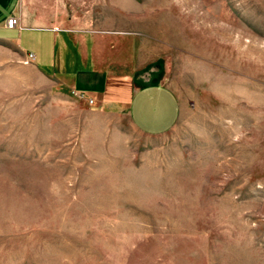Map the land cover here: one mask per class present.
Returning <instances> with one entry per match:
<instances>
[{
  "label": "rangeland",
  "instance_id": "rangeland-1",
  "mask_svg": "<svg viewBox=\"0 0 264 264\" xmlns=\"http://www.w3.org/2000/svg\"><path fill=\"white\" fill-rule=\"evenodd\" d=\"M61 1L139 27L180 111L142 133L0 41V264H264V0Z\"/></svg>",
  "mask_w": 264,
  "mask_h": 264
},
{
  "label": "crops",
  "instance_id": "crops-1",
  "mask_svg": "<svg viewBox=\"0 0 264 264\" xmlns=\"http://www.w3.org/2000/svg\"><path fill=\"white\" fill-rule=\"evenodd\" d=\"M136 1L103 0V14H138ZM75 2L71 0L70 7H76ZM73 12L69 15L61 0H0V41L18 46L24 54L33 52V63L42 72L92 98L97 108L124 112L140 132L170 130L180 103L165 80L163 62L139 53V40L132 32L141 29L126 27L124 20L96 26ZM11 15L17 17V25L10 28Z\"/></svg>",
  "mask_w": 264,
  "mask_h": 264
},
{
  "label": "built area",
  "instance_id": "built-area-1",
  "mask_svg": "<svg viewBox=\"0 0 264 264\" xmlns=\"http://www.w3.org/2000/svg\"><path fill=\"white\" fill-rule=\"evenodd\" d=\"M16 25H17V17L15 15H11L10 17H8L7 26L11 28V27H14ZM34 60H35V55H34L33 52H27L25 54L26 63H28V62L29 63H33ZM78 95L84 96L82 93H79ZM87 101H88L89 104H93V99L92 98H88Z\"/></svg>",
  "mask_w": 264,
  "mask_h": 264
}]
</instances>
